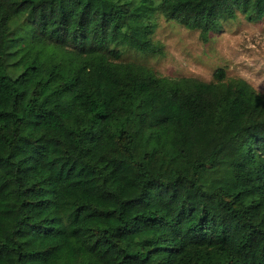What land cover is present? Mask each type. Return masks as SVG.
<instances>
[{
	"label": "trees",
	"instance_id": "16d2710c",
	"mask_svg": "<svg viewBox=\"0 0 264 264\" xmlns=\"http://www.w3.org/2000/svg\"><path fill=\"white\" fill-rule=\"evenodd\" d=\"M157 12L208 42L264 0H0V264H264V93L123 59Z\"/></svg>",
	"mask_w": 264,
	"mask_h": 264
},
{
	"label": "rangeland",
	"instance_id": "374dc122",
	"mask_svg": "<svg viewBox=\"0 0 264 264\" xmlns=\"http://www.w3.org/2000/svg\"><path fill=\"white\" fill-rule=\"evenodd\" d=\"M152 38L164 46V54L135 50L123 59L155 67L174 77H197L209 81L217 68L224 67L230 77L246 79L264 93V21L250 22L239 13L222 30L204 42L197 30H189L161 13L154 15Z\"/></svg>",
	"mask_w": 264,
	"mask_h": 264
}]
</instances>
